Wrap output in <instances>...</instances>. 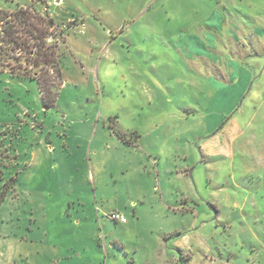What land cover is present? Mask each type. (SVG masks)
Wrapping results in <instances>:
<instances>
[{"label":"rangeland","instance_id":"1","mask_svg":"<svg viewBox=\"0 0 264 264\" xmlns=\"http://www.w3.org/2000/svg\"><path fill=\"white\" fill-rule=\"evenodd\" d=\"M20 4L63 80L0 73V264H264V0Z\"/></svg>","mask_w":264,"mask_h":264},{"label":"trees","instance_id":"2","mask_svg":"<svg viewBox=\"0 0 264 264\" xmlns=\"http://www.w3.org/2000/svg\"><path fill=\"white\" fill-rule=\"evenodd\" d=\"M57 28L60 27L45 10L36 5L31 4L13 12L0 9V73L9 69L13 77L36 79L45 107L52 106L55 97L50 96L54 85L52 81L50 84L44 82L42 70L46 68L49 72H57L63 80L59 45L55 42L56 35L53 32ZM23 62L27 67H23ZM29 66L33 71H29ZM36 69L40 71H34ZM2 175L0 171V178Z\"/></svg>","mask_w":264,"mask_h":264},{"label":"crops","instance_id":"3","mask_svg":"<svg viewBox=\"0 0 264 264\" xmlns=\"http://www.w3.org/2000/svg\"><path fill=\"white\" fill-rule=\"evenodd\" d=\"M31 1H32V0H31ZM47 1H49V0H45V2H47ZM20 5H21V6H20L18 9L26 7V6H23L22 4H20ZM14 7H15V6L13 5L12 7L7 8V9H5V10L10 11V12L16 11ZM48 7H49V6H48ZM137 206H138V205H137ZM136 210H138V209H136ZM121 224H122V223H121ZM125 224H126V225H129L130 222L127 221ZM181 232H182L181 230H177V229H175V230H173V231H168V232H166V234H165V235H169L168 238H170V235H173V237H174L175 233H176V235H178V237H180V238H178V240L175 241V244H174V247L177 248L180 252H181V251H184L183 249L188 250V245H189V244L186 242V236L180 234ZM45 234L48 235L49 232H47V233H45ZM180 235H182V236H180ZM193 235H194V234H193ZM194 236H195V235H194ZM175 237H176V236H175ZM42 238L44 239L43 236H42ZM191 245H192V244H191ZM167 247H168L167 240H165V244H164V246H163L164 256H160V257L157 259L158 264H167V262H170V260L168 261V259H166V255H167V253H168V251H167L168 248H167ZM171 261H173V264H179V262H178V260H177V258H176V256H175L174 254H172ZM59 264H60V263H59Z\"/></svg>","mask_w":264,"mask_h":264},{"label":"built area","instance_id":"4","mask_svg":"<svg viewBox=\"0 0 264 264\" xmlns=\"http://www.w3.org/2000/svg\"><path fill=\"white\" fill-rule=\"evenodd\" d=\"M110 218L113 220V221H116V222H119V223H126L127 222V219L125 218L124 215H121L119 213H112L110 215Z\"/></svg>","mask_w":264,"mask_h":264}]
</instances>
